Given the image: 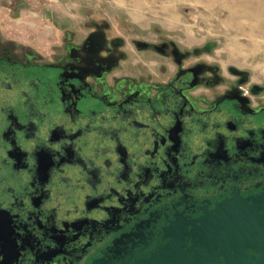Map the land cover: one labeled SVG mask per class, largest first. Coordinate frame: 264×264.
<instances>
[{
  "label": "flooded vegetation",
  "instance_id": "1",
  "mask_svg": "<svg viewBox=\"0 0 264 264\" xmlns=\"http://www.w3.org/2000/svg\"><path fill=\"white\" fill-rule=\"evenodd\" d=\"M130 29L1 56L0 264L130 263L207 205L264 193V78L210 40Z\"/></svg>",
  "mask_w": 264,
  "mask_h": 264
},
{
  "label": "rangeland",
  "instance_id": "2",
  "mask_svg": "<svg viewBox=\"0 0 264 264\" xmlns=\"http://www.w3.org/2000/svg\"><path fill=\"white\" fill-rule=\"evenodd\" d=\"M213 2L0 0V58L18 50L19 55L40 53L50 59L52 49L61 45L67 32H87L93 21L105 20L112 26L131 28L134 35H175L190 44L210 40L216 43V57L222 62L264 78V4H260L264 1Z\"/></svg>",
  "mask_w": 264,
  "mask_h": 264
},
{
  "label": "water",
  "instance_id": "3",
  "mask_svg": "<svg viewBox=\"0 0 264 264\" xmlns=\"http://www.w3.org/2000/svg\"><path fill=\"white\" fill-rule=\"evenodd\" d=\"M166 242L121 264H264V193H235L165 228ZM92 264H112L99 259Z\"/></svg>",
  "mask_w": 264,
  "mask_h": 264
},
{
  "label": "bare ground",
  "instance_id": "4",
  "mask_svg": "<svg viewBox=\"0 0 264 264\" xmlns=\"http://www.w3.org/2000/svg\"><path fill=\"white\" fill-rule=\"evenodd\" d=\"M206 2H208L210 5L212 4V3H214L213 1L214 0H205ZM264 1V0H263ZM260 4H264V2H261ZM260 7V6H259ZM262 7V6H261ZM264 9V8H263ZM262 13V12H261ZM263 16H264V14H263ZM254 18H256L257 20H258V16L257 15H255V16H253ZM263 18V17H262ZM260 21V20H259ZM263 21H264V19H263ZM259 23L260 22H258V25H259ZM264 23H262V25H263ZM264 26V25H263ZM259 27V26H258ZM262 28V27H261ZM263 30V29H262Z\"/></svg>",
  "mask_w": 264,
  "mask_h": 264
}]
</instances>
